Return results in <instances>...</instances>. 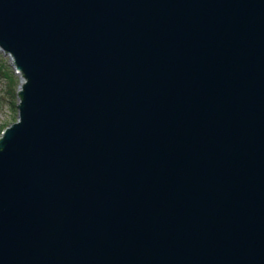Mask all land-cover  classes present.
I'll return each instance as SVG.
<instances>
[{
    "label": "water",
    "instance_id": "1",
    "mask_svg": "<svg viewBox=\"0 0 264 264\" xmlns=\"http://www.w3.org/2000/svg\"><path fill=\"white\" fill-rule=\"evenodd\" d=\"M0 50V264H264V0H0Z\"/></svg>",
    "mask_w": 264,
    "mask_h": 264
},
{
    "label": "rangeland",
    "instance_id": "2",
    "mask_svg": "<svg viewBox=\"0 0 264 264\" xmlns=\"http://www.w3.org/2000/svg\"><path fill=\"white\" fill-rule=\"evenodd\" d=\"M0 64L5 66L6 70L12 72L13 75L17 78V86L14 88L15 97H8V81L2 74H0V126L1 125H9L13 124L18 120V104L20 103V99L18 98V91L20 90V86L22 83V75L18 74L15 70L13 71V66L11 64L10 58L0 50ZM1 72V70H0ZM23 86V85H22Z\"/></svg>",
    "mask_w": 264,
    "mask_h": 264
},
{
    "label": "trees",
    "instance_id": "3",
    "mask_svg": "<svg viewBox=\"0 0 264 264\" xmlns=\"http://www.w3.org/2000/svg\"><path fill=\"white\" fill-rule=\"evenodd\" d=\"M0 70H1V72H0V74H2L3 75V77H5L6 79H7V81H8V93H7V95H8V97H10V98H14L16 95H15V90H14V88L17 86V82H16V77L13 75V73L12 72H9V70H6V68H5V66H2L1 64H0ZM11 124H9V125H1L0 126V136H1V132L6 128V127H8V126H10Z\"/></svg>",
    "mask_w": 264,
    "mask_h": 264
},
{
    "label": "bare ground",
    "instance_id": "4",
    "mask_svg": "<svg viewBox=\"0 0 264 264\" xmlns=\"http://www.w3.org/2000/svg\"><path fill=\"white\" fill-rule=\"evenodd\" d=\"M2 51V50H1ZM2 52H4L9 58H10V61H11V64H12V66H13V71L15 72V66H14V63H13V60H12V58L10 57V55L9 54H7L5 51H2ZM21 75H22V73H21ZM22 77H23V75H22ZM24 82H25V80H24V77L22 78V83L24 84ZM22 84V85H23ZM22 85L20 86V87H22ZM19 87V88H20ZM3 132V131H2ZM2 132H1V135H2Z\"/></svg>",
    "mask_w": 264,
    "mask_h": 264
},
{
    "label": "clouds",
    "instance_id": "5",
    "mask_svg": "<svg viewBox=\"0 0 264 264\" xmlns=\"http://www.w3.org/2000/svg\"><path fill=\"white\" fill-rule=\"evenodd\" d=\"M16 70V69H15ZM16 72L18 73V71L16 70ZM18 74H21V73H18Z\"/></svg>",
    "mask_w": 264,
    "mask_h": 264
}]
</instances>
